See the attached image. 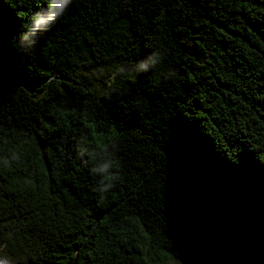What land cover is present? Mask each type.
Listing matches in <instances>:
<instances>
[{"label": "trees", "instance_id": "obj_1", "mask_svg": "<svg viewBox=\"0 0 264 264\" xmlns=\"http://www.w3.org/2000/svg\"><path fill=\"white\" fill-rule=\"evenodd\" d=\"M50 3L0 0V264H264V0Z\"/></svg>", "mask_w": 264, "mask_h": 264}, {"label": "clouds", "instance_id": "obj_2", "mask_svg": "<svg viewBox=\"0 0 264 264\" xmlns=\"http://www.w3.org/2000/svg\"><path fill=\"white\" fill-rule=\"evenodd\" d=\"M71 0H61L58 8L53 7L50 3L46 12L43 10L33 13L24 26V31L20 35L21 43L31 46L36 40L38 33H42L48 29V27L63 14V11ZM156 62L155 58L148 61H141L137 64V67L141 71L147 70L152 64ZM3 264H8V261H4Z\"/></svg>", "mask_w": 264, "mask_h": 264}]
</instances>
